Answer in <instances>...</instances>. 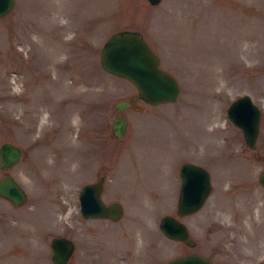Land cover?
I'll list each match as a JSON object with an SVG mask.
<instances>
[{
    "label": "rangeland",
    "instance_id": "obj_1",
    "mask_svg": "<svg viewBox=\"0 0 264 264\" xmlns=\"http://www.w3.org/2000/svg\"><path fill=\"white\" fill-rule=\"evenodd\" d=\"M135 29L178 84L175 102L136 99L113 139L114 101L136 92L99 68L104 38ZM259 109L254 148L224 117L231 99ZM22 149L10 174L24 189L0 197V264H51V236L71 239L63 264H163L197 253L210 264L264 260V0H13L0 17V143ZM207 171L210 193L179 218L177 166ZM4 172L0 169V176ZM102 175L101 200L118 221L77 212L80 185ZM185 224L188 247L157 230Z\"/></svg>",
    "mask_w": 264,
    "mask_h": 264
},
{
    "label": "water",
    "instance_id": "obj_2",
    "mask_svg": "<svg viewBox=\"0 0 264 264\" xmlns=\"http://www.w3.org/2000/svg\"><path fill=\"white\" fill-rule=\"evenodd\" d=\"M159 0H146L148 5L157 4ZM13 6V0H0V17L6 14ZM146 41L141 38L135 29H121L111 32L104 38L99 47L97 59L99 68L130 82L136 92L124 100H115L112 110L117 114L109 121V132L113 139L124 135L125 120L121 113L134 100L155 106L165 102H175L178 88L176 78L158 66L159 58L153 50L149 49ZM249 95L240 94L228 102L224 117L240 132L243 144L248 149L254 148L257 134V123L260 118L259 109L249 99ZM22 149L9 141L0 143V169L4 172L0 176V197L13 207L22 205L26 200V193L20 184L6 171L19 162ZM177 179L179 181L175 197L174 212L177 218L191 215L197 211L208 193H210V180L207 171L200 165L192 162H181L177 166ZM257 183L264 188V168L256 175ZM102 175L88 181L77 190V212L85 219H105L118 221L122 216V205L118 202L101 200ZM157 230L168 240L183 242L192 247L194 242L188 238L185 224L179 222L174 216L163 214L157 221ZM48 242V257L51 264H63L67 261L73 250L71 239L63 236H51ZM163 264H210V262L197 253L183 254L166 259ZM261 264H264L261 262Z\"/></svg>",
    "mask_w": 264,
    "mask_h": 264
},
{
    "label": "flooded vegetation",
    "instance_id": "obj_3",
    "mask_svg": "<svg viewBox=\"0 0 264 264\" xmlns=\"http://www.w3.org/2000/svg\"><path fill=\"white\" fill-rule=\"evenodd\" d=\"M100 175V174H99ZM98 176V175H97ZM103 177V176H102ZM97 178V177H96Z\"/></svg>",
    "mask_w": 264,
    "mask_h": 264
}]
</instances>
